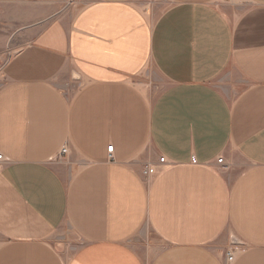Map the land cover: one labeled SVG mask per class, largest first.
<instances>
[{
  "label": "crops",
  "instance_id": "1",
  "mask_svg": "<svg viewBox=\"0 0 264 264\" xmlns=\"http://www.w3.org/2000/svg\"><path fill=\"white\" fill-rule=\"evenodd\" d=\"M4 55L0 264H264V0H0Z\"/></svg>",
  "mask_w": 264,
  "mask_h": 264
},
{
  "label": "built area",
  "instance_id": "2",
  "mask_svg": "<svg viewBox=\"0 0 264 264\" xmlns=\"http://www.w3.org/2000/svg\"><path fill=\"white\" fill-rule=\"evenodd\" d=\"M229 1H230V0H229ZM1 66H2V65H0V68H1ZM113 149H114L113 146L110 147V148L108 149V152H109L110 154H112ZM61 152H62V155H63V154H66V153H67V149L64 148V149H62ZM3 160H4V155L0 152V162H2ZM164 161H165L164 158H161V159H160V162L163 163ZM193 163H194V164L197 163L195 159L193 160ZM223 163H224V159H223V158L218 159V164H223ZM148 174H149V170H148V168H146V170H145V175H148ZM234 254H235V251H231V252H228V253H227V258H228V261H229V262L233 261V259H234Z\"/></svg>",
  "mask_w": 264,
  "mask_h": 264
},
{
  "label": "rangeland",
  "instance_id": "3",
  "mask_svg": "<svg viewBox=\"0 0 264 264\" xmlns=\"http://www.w3.org/2000/svg\"><path fill=\"white\" fill-rule=\"evenodd\" d=\"M12 55H4V62L3 61H0V65H2V63H5V61L9 58V57H11ZM146 176H148V175H146Z\"/></svg>",
  "mask_w": 264,
  "mask_h": 264
}]
</instances>
